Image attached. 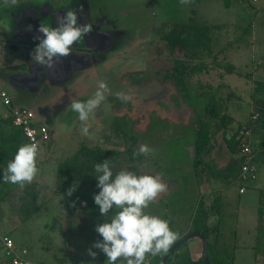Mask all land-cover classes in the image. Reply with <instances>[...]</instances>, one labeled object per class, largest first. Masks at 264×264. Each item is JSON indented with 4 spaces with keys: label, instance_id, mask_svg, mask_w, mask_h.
I'll return each instance as SVG.
<instances>
[{
    "label": "rangeland",
    "instance_id": "1",
    "mask_svg": "<svg viewBox=\"0 0 264 264\" xmlns=\"http://www.w3.org/2000/svg\"><path fill=\"white\" fill-rule=\"evenodd\" d=\"M89 3L92 11L99 10L117 28L132 33L133 38L137 34L138 38L131 45L128 41L131 38L127 34V39H121L127 48L119 50L120 55L112 57L110 61V58L108 61L105 59L101 66L88 70L84 84L75 88L59 86L48 98L36 94L34 99L33 95H25L22 91L15 93L5 85L2 87L11 99L18 96L19 100L30 103L32 99L39 100L41 97V101L36 102V107L41 102L39 106L45 116L43 123L56 132L59 145L65 143V148L62 151L59 149L61 154L74 155L82 142L97 144L109 135V130L113 131L110 123L115 120L119 122L123 132L125 130L137 135L139 143L136 150L141 145H147L150 149L142 162H126V158H121L126 146L124 141L108 138L99 144L102 148L115 151L108 158L112 161L110 164L114 174L120 170H129L139 175L162 176L167 190L164 194L160 193L146 211L168 220L169 227L177 233L178 240L183 236L181 232L184 227L192 225L199 196L208 194L203 192L202 185L198 186L197 180H201V177L195 175L193 168V128L197 115L204 111L202 102L206 103L212 93L222 97L225 100V113L234 120L232 128L236 131L239 127L244 130L254 101L264 96V0H89ZM192 8L196 10V15L191 14ZM190 16H194L199 23L217 25L213 30L211 50L219 54L207 73L186 77L184 81L188 88L182 89L176 88L171 78L163 81L159 78L155 71L163 70L166 65L171 66L172 62L152 58L148 53L152 47H143L145 44L140 36L150 35L154 27L162 24H167V29L172 24L185 23ZM1 47L3 45H0V52L3 53ZM146 58L150 59L147 61ZM228 64L233 66L232 72H226L225 65ZM109 71H113L111 75L107 74ZM101 80L107 83L112 95L105 93L104 102L88 122L89 135L85 136L80 132L81 123L77 114L71 111L69 105L71 100L88 99ZM89 83L95 85H88ZM159 84L164 85V94L167 95L152 99L158 93L156 85ZM207 85L212 92L206 99L199 100L201 96L197 97V92L207 91ZM112 86L119 90L111 92L115 88ZM124 87L130 90V99L122 104L116 94L125 93L121 92L125 90ZM58 90L60 91L57 92ZM29 107L36 110L34 106L28 105ZM5 109L0 102L1 115ZM209 124L210 129L216 132L215 125L211 122ZM244 138L248 143L250 140L248 145L251 149L256 145L254 136ZM55 147L54 142L52 151ZM208 158L211 156L204 157V161ZM38 159H41V167L51 169L49 164L46 165V160L50 159L48 155L39 152ZM224 160L225 158H221L220 162ZM75 161L76 159L71 161L73 166ZM251 165L254 169L253 178L247 176L235 179V171L226 180L221 177L218 181L226 186L222 188L226 192L225 198L221 195L223 202L219 241L227 247L231 256L230 264H264V202L260 204L259 201L260 192H264V148L256 152ZM1 168H4L2 164ZM52 180L36 179L32 184L37 195L28 191L25 196L26 204L20 202L22 204L17 210L9 205L12 192L9 188L13 184L0 183V235H9L17 246H27L28 258L42 262H38L39 264H93L87 250L95 240L100 239L95 226L105 220L92 199L98 189L96 186L91 188L81 185L69 196L67 191L72 183L66 182L58 188V184L65 181L56 180L54 187L57 188L51 191L49 182H53ZM240 186L243 193L238 191ZM85 201L86 205L82 203ZM80 205H84L83 213ZM78 206L79 211L76 212ZM65 207L75 209L72 213H67ZM196 242L201 244L197 237L187 240L172 253L166 264H186L185 260L193 257L191 244ZM93 250L98 252L97 257L103 255L98 250ZM146 258H149L151 264L158 260L157 257ZM0 264H11L1 250Z\"/></svg>",
    "mask_w": 264,
    "mask_h": 264
},
{
    "label": "clouds",
    "instance_id": "2",
    "mask_svg": "<svg viewBox=\"0 0 264 264\" xmlns=\"http://www.w3.org/2000/svg\"><path fill=\"white\" fill-rule=\"evenodd\" d=\"M38 30L43 38L33 49L32 60L43 68L52 69L61 57L73 52L74 43H79L86 34L92 32V24H80L77 13L68 10L63 17L58 18L57 26L49 27L43 23ZM109 91L107 83L101 80L88 99L71 100L69 107L77 114L82 135H89L88 122ZM116 95L125 103L130 99L125 93ZM149 151L147 145H141L133 156L145 155ZM37 156L36 143L18 146L6 167L0 168V183L21 186L31 183L38 171ZM93 172L98 189L93 194V203L98 206L100 215L105 217L103 223L95 226L100 239L95 240L87 250L93 264L98 255L93 249L106 257L105 264H118V261L120 264H146V257L166 254L178 235L170 229L168 220L146 211L157 196L167 190L162 176L139 175L129 170L114 174L109 159L96 163ZM78 186L73 183L67 195L71 196ZM82 203L86 205V201Z\"/></svg>",
    "mask_w": 264,
    "mask_h": 264
},
{
    "label": "trees",
    "instance_id": "3",
    "mask_svg": "<svg viewBox=\"0 0 264 264\" xmlns=\"http://www.w3.org/2000/svg\"><path fill=\"white\" fill-rule=\"evenodd\" d=\"M195 11L192 8L190 12L192 15H196ZM216 28L217 25L215 24L208 25L199 23L194 16H190L188 21L185 23L174 24L169 27L168 31H166L160 37V42H164L168 47H156V49L159 50V52H157L158 56L162 55V53L167 52L168 56H170L172 59V65H166L167 67L165 66L163 70H157L156 74L162 75L163 78H171L176 88H188L185 85V81L183 79L184 76L192 77L196 73H207L209 68L213 67L216 62V57L219 53H213L211 50L213 42V30H215ZM225 67L226 72L233 71L232 65L228 64L225 65ZM220 85L223 86L222 84ZM208 86L209 85L206 86L207 91L197 92V97L201 96L199 100L208 97V94L212 92ZM209 95L210 97L206 100V103L202 102L204 111L203 113L201 112V115H197V122L194 124L193 128L195 131L193 147L194 173L198 177L205 176L207 178L211 177L213 179H216L217 177L229 178L235 171H237L238 169L240 170L241 166L246 161L250 166H252L251 163L256 152L260 149V146H258L257 142L254 147L251 145L252 149L250 148L249 160L246 159L245 155H241L242 144L248 145L250 143V140L248 139L249 143L247 142V140H244L245 138L243 137V135H241L244 131L240 130V127L236 131L233 130L232 118L227 115L224 110L225 100L216 93H212ZM198 104L199 101L197 102V105ZM253 106L254 110L252 111V113H250L249 121L246 123V127L244 129L246 132L251 133V136H254L255 139H258V134L261 132L264 133V96L263 98L261 97L257 101H254ZM210 122L213 123L216 130H220L222 134L228 132L227 136L223 135L222 137L225 140L227 150L231 154L238 157L235 162L236 165H229L223 169L217 170L213 168L212 164L206 163L204 161V157L208 155L211 150L214 139V132L210 129ZM117 131L119 132L114 133L116 134L115 137L113 136L112 131L103 139L106 141L108 140V138H116L117 140L124 141L126 146L124 150H122V153L127 159L126 162H142L145 158L144 155L135 157L133 156L134 151H138L135 147L137 146L139 137L136 135L128 134L127 132H125V130L123 132L122 129H119ZM229 133L231 134L229 135ZM99 143L100 142H97V144L95 145H89L82 142L79 150H77V152L72 156L73 160L76 159V161L74 162V166L72 165V162H64L59 166L58 181L64 180L65 182L61 183L60 185L58 184V188L64 186L66 182L79 184V186L88 185L91 186V188H94V186H96V180L93 176V166L96 163L102 162L104 159H107L115 152L114 150L102 148ZM200 165H202V167ZM200 169H202V171H200ZM33 186V184L30 186H26L25 193H29L28 191H31V193H33L35 191V186ZM27 188L29 189L27 190ZM208 197L212 199L209 207H206L205 199H208ZM259 201L260 204L264 202L263 191L260 192ZM222 202V196L218 192H210L205 195L201 194L198 198L195 212L192 218V225L188 231L200 232L205 236L208 241V259L211 264H230L229 257L231 256H229L228 254L227 247L223 246L219 241L220 234L218 225H208L207 223L208 211L211 210L214 213H219L221 210ZM181 237H179V239ZM15 248L17 250L24 249L18 248L16 246ZM0 250L3 252L4 257L11 263L10 257L5 255L1 247ZM27 255L28 251L25 256L28 260H30ZM163 255L164 254H161L158 257L155 256L158 258L155 264H159L161 262ZM185 263L205 264L201 255L196 259L188 258L185 260ZM32 264L37 263L32 262Z\"/></svg>",
    "mask_w": 264,
    "mask_h": 264
},
{
    "label": "flooded vegetation",
    "instance_id": "4",
    "mask_svg": "<svg viewBox=\"0 0 264 264\" xmlns=\"http://www.w3.org/2000/svg\"><path fill=\"white\" fill-rule=\"evenodd\" d=\"M68 10H73L77 13L78 22L80 24H92V32L86 34L79 43H74L72 46L73 52H71L69 56L61 57L54 68L45 72L40 65L33 62L31 57V53L39 43V39L43 38V34L40 33L38 29L43 23L49 27L57 26L58 18L63 17ZM169 24L172 23H168V25ZM166 26L167 24H162L159 27H154L152 29L153 33L150 35L141 34L140 37H142L143 40L141 41L145 44L143 47H152L148 52L151 54L152 58L155 57L160 59L161 62L169 63L172 62V59L168 56L167 52L164 50L165 53L158 56L157 52H159V50L156 49V47H168L164 42H160V37L169 29H165ZM127 34H129L131 38L128 40L129 44L132 45V42L138 38V35H134L135 37L133 38L132 33L117 28L116 24L113 21L111 22L108 17L99 10L92 11L89 0H0V45H3V47H1L3 53L0 52V60L6 61L9 64L0 67V85H5L17 93L21 88L29 90L30 92H35L37 89L36 84L38 83L39 88L35 93L41 96L44 95L47 98L49 94L53 93L54 89L59 88V86L75 88L80 84H84V80H87L86 76L88 73L86 75V72L88 70H93V67L101 66L104 63L102 61L105 59L108 61L110 58V61L112 57H116L118 54L120 55V51L127 48L124 47V42L122 41L123 39H127V37H125ZM17 47H25L23 60L31 65L28 78L24 81H16L15 79L17 78L14 79L12 78L13 76H11L19 72L25 73V69L27 68V65L26 68L24 66L15 65L16 60L20 57L17 56ZM149 59L150 58H146L147 61ZM72 60L73 65H71ZM89 63L91 64L88 65ZM99 69L101 68L99 67ZM112 72L113 71H109L107 74L111 75ZM155 72H157V70ZM130 73L132 74L133 71ZM159 76L162 81L167 79L163 78L162 75ZM185 78L184 76L183 79L185 80ZM6 79H8V81ZM91 84L95 85V83H89L88 85ZM156 87L158 93L152 96V99L164 98L167 95V93L164 94V85L159 84L156 85ZM124 89L125 90L121 92H125L128 95L130 90L128 91L127 87H124ZM113 90L119 89L115 87L111 92ZM59 91L60 90L57 92ZM162 91L163 93L161 94ZM108 94L112 95V93L109 92L107 95ZM33 97L35 99V96ZM34 99L30 101V104L36 108V117L40 119L41 116L43 117V122L45 116L39 106L41 102H39L38 107H36V102L41 101V97L39 100ZM122 104H125V102ZM117 122L118 121L115 120L113 123H110V129L113 128V132L109 130L108 133L112 132L113 136L115 132H119L117 130L122 129L121 125L118 124L119 122ZM127 133L135 135L129 132ZM103 140L102 138L100 141L102 142ZM138 143L139 138L137 145ZM109 157H112V155ZM121 158L126 157L122 156ZM111 162L112 161H110V163Z\"/></svg>",
    "mask_w": 264,
    "mask_h": 264
},
{
    "label": "crops",
    "instance_id": "5",
    "mask_svg": "<svg viewBox=\"0 0 264 264\" xmlns=\"http://www.w3.org/2000/svg\"><path fill=\"white\" fill-rule=\"evenodd\" d=\"M7 65H9V64L6 61L0 60V67L7 66ZM12 102L16 106L26 107V108H28V105H31L29 102L26 103L25 101L19 100L18 96H15V98L12 99ZM30 108L36 114L35 109L32 107H29V109ZM253 110H254V106L252 107V111ZM252 111H251V113H252ZM42 118H43L42 116H41V119L37 117L39 123L44 124L42 122ZM233 123H234V120L232 119V125H233ZM47 127H48V130L50 132V139L44 145H42L40 148H38V153L44 152L46 155H48L50 157V159L46 160V163H47L46 165L49 164L48 166L51 169L48 170L46 166L44 168L41 167V164H42L40 162L41 159H38L37 160L38 171H37V174L35 175V177L33 178L31 183H25L23 186H21L19 184L11 185V187L9 188V190L12 191L11 195H10L11 200H10L9 205H10V207H16V210H17V208H20V206L22 204V203L19 204L20 202H23L24 204H26V202H27L25 200V196L27 194V193H25L26 186H30V185H32V183H35L36 179H39V180H42V178H46L49 180L53 179L52 180L53 182H49V185L52 188L51 191L56 190L57 187H54V183H55L54 181L58 180L59 166L64 162L70 163L73 159L72 153H71V155L69 154L70 155L69 156L67 153L64 155V154H61L59 152V149L61 150V149L65 148V143H63L62 146L59 145V142H57V139L55 137L56 132H54L52 130V128H50L49 126H47ZM212 131L215 132V130H212ZM243 131L244 132L241 135H243L244 137H247V136L250 137L252 135L251 133L246 132L245 129ZM216 133H217V135H216ZM230 134L231 133H229V135ZM223 135L227 136L228 132H225L224 134H222V132L220 130L219 131L216 130V132L214 133V139H213L211 150L208 153V155L205 156V157L211 156V158L206 159L205 162L212 164L213 168L217 169V170L223 169L229 165H236L235 162L238 158L236 155L231 154L227 150L225 140L222 137ZM258 137L259 138L256 139V142H257L258 146H260V149H262V148H264V133L263 132L259 133ZM54 142L56 144V147H55L54 151H52V146H53ZM24 143H27V140L23 136L20 129L13 127L11 125L10 119L8 116V110L6 108L5 112L2 115L0 114V168H1V164L3 165L4 168L6 167L7 162L10 159H12V157L14 156L17 147L24 144ZM37 158H38V156H37ZM221 158H225V160L223 162H220ZM238 172H239V169L234 173L235 179L237 177ZM1 174H2V172H0V175ZM46 174H48V175H46ZM253 177H254V172H253V175L251 176V178H253ZM219 179H222V178L217 177L216 179H213L211 177L207 178L205 176H202L201 180H197V184H198V186L202 185L204 187L203 192H207V193L219 192V194L223 195V198H225L226 192H223V190H222L224 185H222V182H218ZM226 179L227 178L225 177L224 180H226ZM224 187H226V186H224ZM240 189H243V188L241 186L239 187V189H238L239 193H240ZM243 192H241V193H243ZM30 193H31V191H30ZM32 194L34 196H36L37 195L36 190ZM163 194H164V192H163ZM211 199L212 198H210V197H208V199H205L206 207H209V205L211 204ZM37 208H38V206H37ZM80 208H81V211L83 213L84 212V205H82ZM74 209L75 208L65 207V210L67 213H72V211ZM75 211L76 212L79 211V206L75 209ZM220 219L222 220L220 212L214 213L211 210L208 211V218H207L208 225H216L217 224L219 227V225L221 223ZM189 221H191V218H189ZM189 227H190V225L187 224V226L184 227V230L181 232L182 233L181 235H185L186 233H188ZM2 235H7V234H2ZM13 242H14V240H13ZM14 244L18 248H24L27 250V246H22V247L17 246L15 242H14ZM201 244H199L198 242L191 244L190 248H191V250H193V257H191V259H196L201 255V253H202V245ZM27 251H29V250H27ZM160 255H158V256H160ZM30 260L32 261V258ZM105 260H106V257L104 255H100L99 257H97L95 259L96 264H105ZM35 261H37V260L35 259ZM35 261H32V262H35ZM146 261H148L150 263L149 258H146ZM38 262H40V261H37V264H39ZM40 263H42V262H40Z\"/></svg>",
    "mask_w": 264,
    "mask_h": 264
},
{
    "label": "built area",
    "instance_id": "6",
    "mask_svg": "<svg viewBox=\"0 0 264 264\" xmlns=\"http://www.w3.org/2000/svg\"><path fill=\"white\" fill-rule=\"evenodd\" d=\"M0 102L8 110V116L11 120V125L21 130L27 143H36L38 148L44 145L50 139L48 127L39 123L35 113L26 107H20L13 104L8 92L0 85ZM250 147L247 144H242L241 154L249 160ZM253 175V167L246 161L240 168L238 178H246ZM243 189H240V193ZM0 247L3 249L6 256L10 257L12 264H32L26 258L27 251L25 249L17 250L12 239L8 236H0ZM146 264H150L146 261Z\"/></svg>",
    "mask_w": 264,
    "mask_h": 264
},
{
    "label": "water",
    "instance_id": "7",
    "mask_svg": "<svg viewBox=\"0 0 264 264\" xmlns=\"http://www.w3.org/2000/svg\"><path fill=\"white\" fill-rule=\"evenodd\" d=\"M24 48L25 47H17V52H18L17 56H20V57H18V59L16 60L15 65L16 66H24L25 68H26V65H27V68L25 69V73L19 72V73L15 74V75H11V76H13L12 78H14V79L17 78V79H15L16 81H24V80H26V78H28V75H29V70H30L29 68H31V65L23 60ZM90 64L91 63H89L88 65H90ZM71 65H73V60L71 61ZM41 68L45 72L49 71V69H47V68H43V67H41ZM6 80L8 81V79H6ZM36 85H37V89L35 90V92H37V90L39 88V84L37 83ZM20 91H22L25 95H33L34 96L36 94L35 92H30L29 90H26V89H23V88H21ZM193 237H197L202 243L201 256L203 258L204 263L205 264H211L209 259H208V250H207L208 241H207V239L205 238V236L202 233L196 232V231L188 232L187 234L183 235L180 239H178L175 243H173V245L170 247L169 251L166 254L163 255L162 260H161V262L159 264H166L167 260L170 258L172 253L175 250H177L179 248V246H181L183 243H185L187 240H189V239H191Z\"/></svg>",
    "mask_w": 264,
    "mask_h": 264
}]
</instances>
